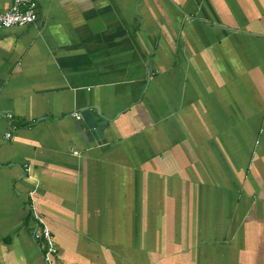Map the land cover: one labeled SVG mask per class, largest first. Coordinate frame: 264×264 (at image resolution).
<instances>
[{"label":"crops","instance_id":"1","mask_svg":"<svg viewBox=\"0 0 264 264\" xmlns=\"http://www.w3.org/2000/svg\"><path fill=\"white\" fill-rule=\"evenodd\" d=\"M37 3L0 28V264H45L31 191L55 264H264V0Z\"/></svg>","mask_w":264,"mask_h":264},{"label":"built area","instance_id":"2","mask_svg":"<svg viewBox=\"0 0 264 264\" xmlns=\"http://www.w3.org/2000/svg\"><path fill=\"white\" fill-rule=\"evenodd\" d=\"M39 20V7L37 0H13L12 5L0 10V28H11L13 26H30L36 24ZM77 119L81 118L79 112L73 114ZM10 119L12 113H7ZM7 139H13L12 131L5 133ZM259 142L258 140L256 141ZM26 170H30V166H26ZM31 198V210L34 218L33 237L40 242L43 259L45 264H55V258L58 255V245L52 229L46 222L42 214L37 210L34 200V191L29 193Z\"/></svg>","mask_w":264,"mask_h":264},{"label":"water","instance_id":"3","mask_svg":"<svg viewBox=\"0 0 264 264\" xmlns=\"http://www.w3.org/2000/svg\"><path fill=\"white\" fill-rule=\"evenodd\" d=\"M80 114L86 122L82 127H86L96 139L103 137L104 129L108 125L109 120L100 115H95L90 108H84Z\"/></svg>","mask_w":264,"mask_h":264},{"label":"rangeland","instance_id":"4","mask_svg":"<svg viewBox=\"0 0 264 264\" xmlns=\"http://www.w3.org/2000/svg\"><path fill=\"white\" fill-rule=\"evenodd\" d=\"M57 245H58V244H57ZM57 256H58V255H57ZM57 256H56V257H57ZM55 260H56V258H55Z\"/></svg>","mask_w":264,"mask_h":264}]
</instances>
